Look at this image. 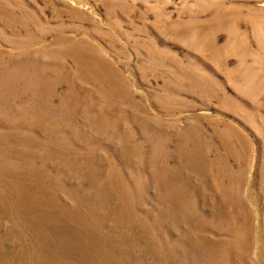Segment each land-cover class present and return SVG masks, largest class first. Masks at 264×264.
Masks as SVG:
<instances>
[{
	"label": "rangeland",
	"instance_id": "rangeland-1",
	"mask_svg": "<svg viewBox=\"0 0 264 264\" xmlns=\"http://www.w3.org/2000/svg\"><path fill=\"white\" fill-rule=\"evenodd\" d=\"M61 263L264 264V0H0V264Z\"/></svg>",
	"mask_w": 264,
	"mask_h": 264
},
{
	"label": "bare ground",
	"instance_id": "bare-ground-1",
	"mask_svg": "<svg viewBox=\"0 0 264 264\" xmlns=\"http://www.w3.org/2000/svg\"><path fill=\"white\" fill-rule=\"evenodd\" d=\"M21 192V191H20ZM2 203V202H1ZM27 216V215H26ZM29 227V226H28ZM62 264V263H61Z\"/></svg>",
	"mask_w": 264,
	"mask_h": 264
}]
</instances>
